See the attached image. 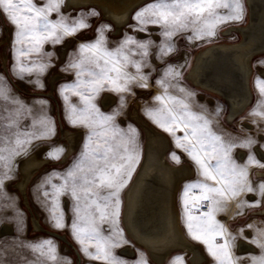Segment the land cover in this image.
Here are the masks:
<instances>
[{
  "label": "snow or ice",
  "instance_id": "6c2138e0",
  "mask_svg": "<svg viewBox=\"0 0 264 264\" xmlns=\"http://www.w3.org/2000/svg\"><path fill=\"white\" fill-rule=\"evenodd\" d=\"M64 0H43L38 4L36 0H0V14L15 26V44L26 45L17 49L19 54L40 52L46 42L59 44L67 37L74 35L79 30L87 28L88 24L84 16L71 19L61 14L60 9ZM220 9L228 10L221 14ZM56 13L57 19H50ZM90 15H96L93 11ZM244 7L241 0H154L140 9L135 19L139 24V31H145V25H160L165 41L158 46V56L167 55L172 51V46L167 41L179 32L190 30L192 36L201 39L216 34L219 24L226 21H240L243 19ZM98 31L97 39L92 43H82L78 46V53L69 65V69L75 70L76 80L72 84L61 87V94L66 102L71 92L79 98L81 106L69 103V120L74 125H81L89 129L84 144V150L72 167L63 174L62 183L52 184L53 208L58 207V198L63 193L70 194L73 200L72 210L74 218L71 229L74 237L82 245L85 254L95 260L107 261L108 264H126L113 255L112 249L121 243H127L122 235V229L118 226L119 217V193L131 178L135 165L139 162V153L136 151L135 129L129 127L128 131L120 129L115 123L118 114H106L94 103L95 96L102 90H110L118 93L130 91L129 85L133 82L140 87H147L148 77L142 69L147 66V57L152 41H137L134 37L126 36L114 49L106 47L104 29ZM51 55L50 53L48 54ZM139 59H134V56ZM128 66L135 68V74L127 71ZM41 71L47 65L40 63L33 65ZM31 71L24 69L21 71ZM179 76L171 66L164 72V77ZM38 82V81H37ZM165 88L163 95L155 97L158 101H164L165 97L172 103H162L160 107L146 109V114L161 128L175 135L177 129L184 132L183 136H176L177 147L184 149L200 168V174L204 178L190 183L184 189V210L186 227L189 235L207 245V251L215 258L217 264H235L230 252V241L225 238L223 244L215 243L217 236L224 237L223 226L215 221L213 213L220 209L221 200L228 195L235 197L242 191L258 192L264 196V183L258 188H253L247 180L246 166H240L232 159L230 153L234 143H225L222 138L212 133L207 128L208 121L203 125L197 123L203 120L191 113L187 105L177 97L167 94L165 79L157 81ZM257 88L264 96V80L257 78ZM184 92V89H180ZM190 95V94H189ZM123 96L121 102L123 103ZM0 101L12 104L14 107L0 114V166L6 169L0 174V186L8 179V171L12 157L26 152L24 147L33 139H42L53 131L51 121L41 118L39 121L42 131H21L20 120L24 112L29 114L30 109L18 99L9 95V90L0 78ZM180 107H177V106ZM264 116V111L253 113ZM33 121V128L36 126ZM182 126V127H181ZM253 141L245 140L239 147H249ZM63 151L56 148L47 155L59 158ZM175 160L179 157L172 153ZM249 163H259L250 155ZM264 167V164L261 165ZM214 181V184L209 183ZM50 182V181H49ZM193 189H199V195L191 196L193 207L208 203V211L200 216L192 214L189 208V193ZM48 196V193H44ZM256 201L255 204H258ZM255 206V205H251ZM243 207V202L238 205ZM56 228H63V215H51ZM108 223L111 227L109 235H104L101 225ZM251 227V225L249 226ZM234 239V237H233ZM253 243L264 249V232L254 238ZM94 245L95 251L89 250V245ZM34 252L44 260L57 262L55 246L50 240L39 244L30 245ZM251 264H264V252L259 256H252ZM136 264H148L143 253ZM172 264H184L182 256H176Z\"/></svg>",
  "mask_w": 264,
  "mask_h": 264
},
{
  "label": "rangeland",
  "instance_id": "374dc122",
  "mask_svg": "<svg viewBox=\"0 0 264 264\" xmlns=\"http://www.w3.org/2000/svg\"><path fill=\"white\" fill-rule=\"evenodd\" d=\"M38 4L43 0H36ZM154 2V0H147L137 6L130 14L128 22L121 28L120 32H114V25L105 17L101 10L95 5H87L80 7H65L61 6L60 12L65 17L75 19L80 16H84L87 28L79 30L77 33L71 36L65 37L61 43L53 44L46 42L43 44L40 52H30L26 54H19L18 48L26 47V45L15 44V26L11 24L8 19L0 14V78L9 90V95L21 101L26 109H30V114L25 111L20 120L21 131H42L39 121L41 118H47L51 121L52 133L42 139H33L31 144H27L24 147L26 153L22 152L20 155L12 157L11 166L8 171L9 178L4 180L3 185L0 186V227L3 223L10 224L9 231L0 233V264H53L51 261L44 260L39 256V253L34 252L30 245L39 244L42 241L50 240L55 246V253L58 257L55 264H75L76 254L74 250L65 242L57 237L47 233L44 229L55 231L65 234L68 240L77 248L81 255L80 264H99L103 262L108 264L107 261L95 260L91 256L85 254L82 250V245L74 237L71 224L74 218L72 210L73 200L68 193H63L58 198V207L53 208L52 194L54 189L52 184H60L62 180L60 177L67 173L76 160L80 157L81 152L84 150V144L88 135L89 129L81 126L74 125L69 120V103L73 105L81 106L79 98L72 95L71 92L66 93L69 96V101L66 102L64 96L61 94V87L65 84H72L76 80L75 70L69 69V63L75 59L78 53V46L82 43L94 42L98 35L99 29L102 26H107L104 29V37L106 41V47L109 49L116 48L126 36L134 37L137 41H152L149 48V56L147 57V66L142 69L143 73L148 77L146 83L147 87H140L138 83L133 82L129 85L130 91L124 93H118L110 90H102L95 96L94 103L100 109L101 112L106 114L118 113L115 116L114 123L125 132L129 127L135 129L136 138V151L139 153V162L135 165V170L131 174V178L128 180L126 186L119 193V217L118 226L122 229V235L127 243L130 240L128 237L123 223V202L124 192L129 184L132 182L139 165L143 158L144 146L146 142V135L141 124L131 118L129 113L136 109L140 116H142L150 125L155 129L164 133L169 139V151L167 152V159L170 163H177L181 161L188 162L194 168V174L183 181L176 192V204L180 213V223L187 237L197 243L201 250L205 253V260L202 264H217L215 258L207 251V245L202 241L194 240L188 233L186 227V216L184 210V189L185 186L203 180L204 178L200 174V168L196 162L188 155V153L177 147L176 136H183L184 132L177 129L175 135L165 131L157 123L153 121L147 114L146 109L160 107L162 103L171 104L172 102L167 100L158 101L155 99L158 95L165 93V88L161 84L157 83L161 79H165L168 85L167 94L169 96L177 97L187 105L188 110L191 113L196 114L199 117H203V120L197 121L198 124L203 125L204 120L208 121L207 128L212 133L220 136L225 143H234L237 147L231 150V157L240 166H248V157L251 155L255 161L257 157L252 150V145L258 144L264 149V116L254 115L255 112L264 111V96L259 92L255 81L257 78L264 80V76L259 73L260 68H264V53L258 54L252 58V73L250 78L252 100L247 108L239 115L234 121L227 122L225 114L227 112V103L224 99L199 89L187 80L185 74L191 63L194 53L201 47L208 45L209 43L216 41H233L239 37V34L231 32L229 35H223L221 31L229 25L243 24L247 19V6L245 0H241L244 7L243 19L240 21H226L221 23L216 28V34L211 37H203L201 39L192 38V32L190 30L176 33L170 41H167L172 46V51L164 56H158V46L165 41V38L161 34L163 29L160 25L147 24L145 25V31H139L138 21L134 18L136 13L144 8L147 4ZM95 12L96 15H90L91 12ZM221 14H226L228 10L220 9ZM56 13L50 16V19H57ZM144 32V33H143ZM65 51L62 53V50ZM51 54L50 56L48 54ZM184 53L187 55V61L183 68H180V64L183 62ZM134 59L140 57L134 56ZM45 63L47 67L41 71L38 67L33 65H39ZM171 66L176 72H179V76L164 77V72ZM21 67L24 69L31 68V71H21ZM127 71L135 74V68L128 66ZM57 75L54 82V87L50 88V79L52 76ZM38 81V82H37ZM180 89H184L181 92ZM47 92H51L53 97L46 95ZM105 93H109L115 96L114 102L107 107H104L101 103V98ZM202 93L206 97L213 98V102H208L204 98H200ZM190 94V95H189ZM121 96H123V103L121 102ZM14 107L12 104L0 101V114L6 115L4 109L11 110ZM177 107H180L179 105ZM58 115L61 120L62 127L58 122ZM36 121V126L33 128V121ZM249 122L252 127L247 128L243 122ZM182 127V126H181ZM68 129L72 132L79 133V139L76 145L73 147L69 154H65L67 145L69 144L65 135L62 134V130ZM81 131V132H80ZM262 134L260 138L259 135ZM245 140H251L253 143L249 147H239L240 143ZM33 143V144H32ZM31 145L35 148H31ZM0 144V147H3ZM45 146V154L53 151L56 148H61L63 151L59 154V158H52L49 156H43L46 160L41 164L39 169L34 172L28 182L24 184V188L19 190L17 187L21 178V172L19 169V163L22 159H25L31 155L38 147ZM67 146V147H66ZM31 148V149H30ZM238 149H244L247 155L243 160H239L236 156ZM172 153H175L179 160H175L172 157ZM44 154V155H45ZM20 157V159H19ZM17 163H16V162ZM2 164V162H0ZM18 165V166H17ZM6 169L0 166V174ZM257 173L253 170L252 173H248L247 180L251 183L253 188H258L255 185L257 180ZM264 183V178H262ZM50 181V182H49ZM214 184V181H209ZM259 185V184H258ZM23 190V191H22ZM47 192L48 196L44 193ZM249 194H256L255 198H251ZM199 195V189H193L189 193V208L192 214L200 216L201 212L199 207H193L191 203V196ZM25 197L27 204L25 203ZM259 201L258 204H255ZM243 202V207H238ZM255 205V206H251ZM264 205V196L260 197L258 192L242 191L239 195L232 197L228 195L225 199L221 200L220 209L216 210L213 215L215 221L223 226L224 237L217 236L215 243L223 244L224 239L227 238L230 241V252L232 254L235 264H251L252 256H259L264 249L259 247L256 243H253L254 238L259 237L260 233L264 232V215L255 213L261 206ZM53 211L56 214L63 215V222L65 227L56 228L54 222L51 219ZM36 216L38 222L44 229H36L32 222V216ZM225 221V227L223 225ZM251 225V227H249ZM110 225L104 223L101 225L104 235H109ZM250 229L251 235L249 240L256 246L255 252H248L245 254H239L235 247V242L240 237H244V229ZM234 237V239H233ZM127 243H121L118 247L112 249L113 255L120 260L126 262V264H136V261L140 259L142 253V246L137 244L133 246L136 253L134 258H126L121 255V248L127 246ZM64 244L67 246L64 247ZM89 250L94 252V245H89ZM145 250V248H144ZM124 254V253H123ZM127 255V254H125ZM182 256L184 258V264H190L189 254H183L182 251H173L169 254L168 258L163 264H172L174 257ZM148 264H156L153 259L149 260L144 256Z\"/></svg>",
  "mask_w": 264,
  "mask_h": 264
},
{
  "label": "bare ground",
  "instance_id": "6f19581e",
  "mask_svg": "<svg viewBox=\"0 0 264 264\" xmlns=\"http://www.w3.org/2000/svg\"><path fill=\"white\" fill-rule=\"evenodd\" d=\"M145 1L147 0H64L63 5L65 7L97 6L102 14L113 23L114 32L118 33L128 22L131 12ZM245 4L247 6L246 22L229 25L221 31L223 35L237 32L241 36L233 41H216L199 48L194 53L185 74L187 80L194 86L226 101L228 108L225 119L227 122L234 121L251 103L253 97L250 84L252 58L264 53V0H245ZM64 51L65 49L62 53ZM187 58L184 53L179 69L184 67ZM258 71L264 76V68ZM56 78L57 75H54L50 79L51 89L54 87ZM199 97L210 103L213 102V98L206 97L202 93ZM114 100V95L105 93L101 98V103L107 107ZM129 116L143 127L146 142L139 168L124 192L122 214L124 229L159 264H163L169 254L177 250L182 251L183 254H189L190 264H202L205 260V253L197 243L187 237L182 229L176 204V192L181 183L194 174V168L185 161L170 163L166 155L170 147L168 137L150 125L136 109L132 110ZM243 124L247 128L252 127L249 122L245 121ZM62 134L69 142L68 147L66 146L65 154L67 155L76 145L79 133L65 129L62 130ZM259 137L261 138L262 134ZM252 146L259 163L249 164L246 170L249 174L253 170L256 171L258 179L255 185L259 186L264 178V167H261L264 164V149L258 144ZM31 148L35 147L31 145ZM44 150L45 146H40L20 161L21 178L17 184L20 191L47 159L43 157L47 155ZM246 155L247 152L244 149L236 151L239 160H243ZM249 196L257 199L256 194H249ZM25 203L27 204L26 197ZM255 213L264 215V205ZM32 222L36 229H41L34 215ZM225 224L224 221V227ZM9 225L3 223L0 233L9 231ZM243 232L244 237H240L235 242L237 252L239 254L255 252L256 246L249 240L251 230L246 228ZM64 247L67 248L65 244ZM121 251L132 255L134 248L127 245L121 248ZM99 264L105 263L100 262Z\"/></svg>",
  "mask_w": 264,
  "mask_h": 264
},
{
  "label": "water",
  "instance_id": "95a60500",
  "mask_svg": "<svg viewBox=\"0 0 264 264\" xmlns=\"http://www.w3.org/2000/svg\"><path fill=\"white\" fill-rule=\"evenodd\" d=\"M237 32L234 33V36H236ZM238 34V33H237ZM239 36H241V34H239ZM223 70H221L222 72ZM220 72V71H219ZM46 95L50 96V97H53L52 93L51 92H47ZM58 122L60 124V127H62V124H61V120H60V117L58 115ZM41 229H44L42 226H40ZM47 233L57 237L58 239L62 240L63 242H65L66 244H68L75 252L76 254V261H75V264H80L81 263V255L79 253V251L77 250V248L68 240V238L66 237L65 234H62V233H58V232H55V231H51V230H47V229H44Z\"/></svg>",
  "mask_w": 264,
  "mask_h": 264
},
{
  "label": "crops",
  "instance_id": "0c3cea01",
  "mask_svg": "<svg viewBox=\"0 0 264 264\" xmlns=\"http://www.w3.org/2000/svg\"><path fill=\"white\" fill-rule=\"evenodd\" d=\"M128 235V234H127ZM128 237L130 238V240L131 241H129L128 243H127V245H130V246H134V245H136L137 243L128 235ZM138 246H140L139 244H137ZM143 247V246H142ZM122 252V251H121ZM124 253V252H123ZM121 253V255H123V256H125L126 258H128V259H130V258H134L135 256H136V253L134 254V255H125L126 253ZM142 253H143V255L149 260V258H151V259H153L150 255H149V253L147 252V250L145 249L144 250V247L142 248ZM153 261L156 263V264H159L157 261H155L154 259H153Z\"/></svg>",
  "mask_w": 264,
  "mask_h": 264
},
{
  "label": "built area",
  "instance_id": "2783aa9c",
  "mask_svg": "<svg viewBox=\"0 0 264 264\" xmlns=\"http://www.w3.org/2000/svg\"><path fill=\"white\" fill-rule=\"evenodd\" d=\"M208 203H209V202H204L203 205H201V206L199 207V209H200L201 212H205V211L208 210Z\"/></svg>",
  "mask_w": 264,
  "mask_h": 264
}]
</instances>
